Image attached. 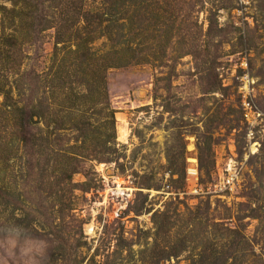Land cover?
Returning <instances> with one entry per match:
<instances>
[{
    "label": "rangeland",
    "instance_id": "374dc122",
    "mask_svg": "<svg viewBox=\"0 0 264 264\" xmlns=\"http://www.w3.org/2000/svg\"><path fill=\"white\" fill-rule=\"evenodd\" d=\"M47 1L55 22L32 34L2 72L3 85L9 81L3 87L13 86L19 102L0 96V264H200L215 252L236 251L245 264H264V122L251 140L241 107L246 96L264 115V0H167V9L176 3L175 14L169 37L159 41L146 20L150 1L126 6L124 17L131 18L117 23L105 15L112 0ZM17 24L0 27V35ZM57 30L64 44H56ZM79 40L87 48L77 50ZM126 41L131 54L112 48ZM81 55L120 65L90 69L104 76L117 151L108 162L71 163L60 148L74 145L73 134L46 133L56 150L46 144L44 177L27 181L13 128L26 89L35 86L57 123L67 121L66 87ZM129 56L153 63L122 66ZM35 74L40 80L33 81ZM229 160L236 178L224 187ZM73 166L71 185L57 181ZM87 177L85 192L79 185ZM165 252L171 256L159 258Z\"/></svg>",
    "mask_w": 264,
    "mask_h": 264
},
{
    "label": "trees",
    "instance_id": "16d2710c",
    "mask_svg": "<svg viewBox=\"0 0 264 264\" xmlns=\"http://www.w3.org/2000/svg\"><path fill=\"white\" fill-rule=\"evenodd\" d=\"M5 1L9 2L11 7L8 8L3 5V3H0V27H5V25L10 26L13 24L14 20L18 21V24L16 27L17 29L12 34L2 33L0 35V55L4 57V59H1L0 62V65L2 66L0 74V96H3L5 100L10 99L14 104H17L19 100H14L11 97L12 94L10 93L11 89H14L13 86H11L8 90H5V88L3 87L7 83L9 84V81L7 82L8 76H6L7 80L3 85L2 77L4 78V73L2 72L3 70L7 71L5 66H7L9 60L15 58V56L13 55L19 53L20 47L24 43L28 42V39L32 34H36L37 31H42L46 27L48 28L49 26L47 25L55 22V18L53 17L55 13L52 14L51 12V16H49V13L52 8L54 9V6H51V4H49V6H45L47 0ZM143 1L145 2V5L148 3V1H150L146 5L147 8L144 9L146 10L148 16L146 20H148V22H151V24L153 23L152 31L158 34L156 36V40L159 41L163 37H169V19L175 14L174 10L176 8V3H169V9H167L165 7V2L167 0H161L163 3L162 5L160 4V0ZM105 4L107 6V9L104 6V8L106 9L105 15L109 17L108 19L110 22L117 23V21L131 18V16L127 18L124 17V15H127V13L129 12V9L125 7L130 5L136 6V0H112L111 3ZM150 6L151 8L149 9ZM74 7L75 3L72 5L71 10H73ZM177 9L181 12V10H179V6L177 7ZM208 30L211 33L212 25L208 27ZM15 33H18V35H16ZM63 37L64 34L60 36L59 31L57 30L56 44L63 43ZM66 41H70L69 38H67ZM76 43L77 50L81 47L87 48L86 44L88 43L84 40H79ZM64 48H66V46H64ZM112 48L117 53H119L120 50H122V52H124L125 54H131V52H134L132 44H130V42L128 41L122 42L121 45H116V49L114 47ZM67 53L69 52L67 51ZM108 54L109 53H107V55ZM187 54L188 52H185V55ZM85 56L86 55H81L79 57H76L77 59L74 60L78 72L74 71V79L71 80L69 85L66 87L65 94L67 95V105L62 106V110L66 113L65 118L68 119L67 121H65V119H62L63 117H60L62 123H57V120L53 118L56 117L54 115L55 112H50V108L48 109L43 107L41 101L36 99L37 91L35 89V86L33 87L30 85L27 89L25 88L28 92V99L25 97V106L19 108L18 117L14 122L13 128L16 133L15 135L17 137V140L22 144V148L24 150V159L26 160L24 166L27 169V177H29L27 178V181L32 179L31 176L38 179L39 181L42 180V178L44 177V173L47 171L46 164L42 160L43 149L46 144L47 147H50L51 149L50 143L52 140H49V136L53 135L54 137H58L60 135L59 133L63 129H67L73 134L72 140L74 142V145L67 147V149L64 148L65 146L63 148H60V151L63 152V157L60 154V158L68 160L71 163H79L82 160L81 158L108 162L109 154L116 153L117 151V149L115 148L116 131L114 129V112L110 108V102L105 91V85L101 81V79H104V76L100 78L98 76L100 74L97 73L96 69H93L92 73H90V69L94 66L93 63L99 67L101 66V71H106L110 68H116L120 65L112 62L106 63L104 61L96 63L88 58L89 56H87V58ZM133 57L134 56H129L126 62L122 60L119 61L123 62L122 66H124L125 64H129V62H132V60L137 62L138 64L153 63L149 62L146 56L143 58V60H137ZM77 60L79 62H77ZM90 61L91 64H89ZM62 62L64 63V65L62 66L64 70L65 61ZM17 64L18 63L15 61L14 64L11 65L17 66ZM84 64L87 66H84ZM28 75L27 77H29ZM38 77L39 76L35 74V76L33 77V81L40 80ZM76 83L78 85L75 86L74 89L73 85ZM21 90L23 91V89L17 88V95L23 96V92H21ZM101 95H103V100L99 101L98 97ZM71 97H75V99L73 100ZM76 99L81 100L82 102L77 103ZM87 102L88 105L85 106ZM100 114L103 118L100 117ZM100 120H102V122ZM205 132L206 134H208V131ZM46 133H48L49 136L47 138H42L43 135L45 137ZM207 146H209V143L207 144ZM55 150L56 149H51V151L53 152H55ZM60 151L59 153H61ZM77 171V167L73 166V168L59 173L57 181L60 180L62 181V184H64L65 186H69L71 185V176ZM91 182L92 179H89L87 177V181L79 185V187L82 188V191L86 192ZM239 236L241 237L240 234ZM123 246L125 245H121V247ZM205 251L208 250L205 249ZM236 253L237 254L231 252L229 254H226V256H222L221 254L215 252L213 260L211 262L205 261L204 263L200 264H226L228 261H230V264H245V259L243 258V256L240 254L238 255L237 251ZM170 256L171 254L169 252H165L164 255L160 256L159 258L167 259ZM156 259L158 258L156 257Z\"/></svg>",
    "mask_w": 264,
    "mask_h": 264
},
{
    "label": "built area",
    "instance_id": "2783aa9c",
    "mask_svg": "<svg viewBox=\"0 0 264 264\" xmlns=\"http://www.w3.org/2000/svg\"><path fill=\"white\" fill-rule=\"evenodd\" d=\"M243 97L244 98L241 102L243 119H244V122L248 126H250L248 130L251 134L250 135L251 140H254V138L252 136V130L255 127H258L261 122H264V115L261 111H259L258 109H256L254 107V105L250 99H248L246 96H243ZM259 119H261V121L258 122ZM254 143L257 144L256 142H253V144ZM253 144H252V146H253ZM252 146H251V148H252ZM233 165L234 164H233L232 160H229V162L226 164V167L224 168V172L228 173V176H226L222 179V186H224V187L232 185L234 178H236V170L233 169ZM194 189L196 190V188H194Z\"/></svg>",
    "mask_w": 264,
    "mask_h": 264
},
{
    "label": "bare ground",
    "instance_id": "6f19581e",
    "mask_svg": "<svg viewBox=\"0 0 264 264\" xmlns=\"http://www.w3.org/2000/svg\"><path fill=\"white\" fill-rule=\"evenodd\" d=\"M121 131V130H120Z\"/></svg>",
    "mask_w": 264,
    "mask_h": 264
}]
</instances>
